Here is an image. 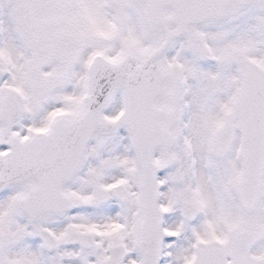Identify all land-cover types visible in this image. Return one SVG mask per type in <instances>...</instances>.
I'll use <instances>...</instances> for the list:
<instances>
[{
  "label": "snow or ice",
  "instance_id": "obj_1",
  "mask_svg": "<svg viewBox=\"0 0 264 264\" xmlns=\"http://www.w3.org/2000/svg\"><path fill=\"white\" fill-rule=\"evenodd\" d=\"M0 264H264V0H0Z\"/></svg>",
  "mask_w": 264,
  "mask_h": 264
}]
</instances>
